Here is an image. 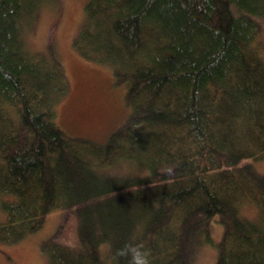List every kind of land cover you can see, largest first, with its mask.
I'll list each match as a JSON object with an SVG mask.
<instances>
[{"label": "trees", "instance_id": "1", "mask_svg": "<svg viewBox=\"0 0 264 264\" xmlns=\"http://www.w3.org/2000/svg\"><path fill=\"white\" fill-rule=\"evenodd\" d=\"M39 1L0 0V240L75 207L80 244L45 239L49 264H129L126 244L188 264L187 237L216 219L215 264H264V0H86L73 45L129 106L105 141L57 123L69 80L29 43ZM125 158L148 173L102 171Z\"/></svg>", "mask_w": 264, "mask_h": 264}, {"label": "rangeland", "instance_id": "2", "mask_svg": "<svg viewBox=\"0 0 264 264\" xmlns=\"http://www.w3.org/2000/svg\"><path fill=\"white\" fill-rule=\"evenodd\" d=\"M85 2L40 0L35 20L26 30L32 49L46 53L54 51L65 65L69 90L57 102V123L74 136L80 134L105 141L110 130L121 129L127 123L129 106L125 101V84L113 79L111 68L85 58L73 45L83 20ZM262 39L264 41V29ZM254 168L264 175V159L254 161ZM102 171L112 176L148 173L146 166L140 167L129 158L106 165ZM205 225L208 233L202 228L191 237L187 252L188 264L216 263L224 223L209 219ZM78 228L77 208L53 209L46 214L43 225L25 238L11 243L0 240V264H49L47 254L42 249V241L55 238L66 245L78 247ZM108 246L100 247L102 256L106 258ZM107 259L111 262L110 257Z\"/></svg>", "mask_w": 264, "mask_h": 264}, {"label": "clouds", "instance_id": "3", "mask_svg": "<svg viewBox=\"0 0 264 264\" xmlns=\"http://www.w3.org/2000/svg\"><path fill=\"white\" fill-rule=\"evenodd\" d=\"M133 247L136 249L134 252L132 251ZM121 254L130 256L129 264H149L147 251L140 247L126 244L124 249H121Z\"/></svg>", "mask_w": 264, "mask_h": 264}, {"label": "bare ground", "instance_id": "4", "mask_svg": "<svg viewBox=\"0 0 264 264\" xmlns=\"http://www.w3.org/2000/svg\"><path fill=\"white\" fill-rule=\"evenodd\" d=\"M36 16V15H35ZM49 52V51H48ZM125 131V130H124ZM202 227V225L200 226V229H202L201 228ZM131 231L130 232H132V234L131 235H135L139 230H140V222L139 221H136V222H133L132 224H131ZM189 228H191V227H189ZM199 229V230H200ZM203 229H204V227H203ZM196 230H198V229H194V231L191 233V235L189 234V238L187 239V244H186V246H189V244H190V240H191V237H192V235L195 233V231Z\"/></svg>", "mask_w": 264, "mask_h": 264}]
</instances>
